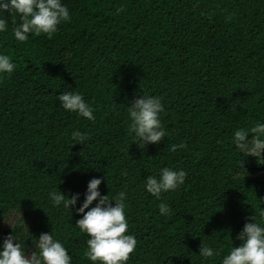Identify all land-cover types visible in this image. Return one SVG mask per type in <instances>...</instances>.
<instances>
[{
    "label": "trees",
    "instance_id": "obj_1",
    "mask_svg": "<svg viewBox=\"0 0 264 264\" xmlns=\"http://www.w3.org/2000/svg\"><path fill=\"white\" fill-rule=\"evenodd\" d=\"M63 3L71 20L51 36L18 42L11 23L0 33V53L16 65L0 75V224L10 209L20 212L32 235L22 242L28 254L51 231L72 264H91L75 207L99 177L101 195L127 193L137 239L127 264H204L201 243L222 255L238 246L243 225L264 208L261 155L243 156L231 141L236 128L264 122V0ZM64 91L80 92L95 119L65 111L57 98ZM145 93L162 97L168 135L143 146L132 142L127 106ZM76 129L87 134L82 144H72ZM181 142L184 149L170 151ZM161 167L187 175L157 199L143 181ZM56 187L79 193L70 210L53 208ZM11 231L0 225V241Z\"/></svg>",
    "mask_w": 264,
    "mask_h": 264
},
{
    "label": "clouds",
    "instance_id": "obj_2",
    "mask_svg": "<svg viewBox=\"0 0 264 264\" xmlns=\"http://www.w3.org/2000/svg\"><path fill=\"white\" fill-rule=\"evenodd\" d=\"M70 20V10L63 0H0V33L7 32L11 23L12 35L18 42L27 41L29 34L51 36L59 30L60 25ZM15 67L7 54L0 53V75H11ZM57 98L65 111L88 120L95 119L91 105L80 92L64 91ZM164 107L162 97L147 93L138 95L127 106L132 142L143 146L157 144L168 135L161 120ZM71 138L72 144H82L87 140V134L76 129L71 132ZM231 141L243 156L259 158L264 151V122L257 121L249 127L236 128ZM185 147L183 142L172 144L170 151ZM186 175L183 169L177 171L161 167L155 174L145 177L143 188L159 199L162 193L178 190ZM101 182L99 177L87 182L84 199L79 207H75V212L82 215L75 221L74 227L87 236L84 256L91 264H127L137 246V239L130 233L125 215L127 193L121 190L112 196L101 195ZM48 196L53 208L70 210V205H76L79 193L67 197L56 187L49 191ZM93 201L95 204L90 207ZM12 211L9 210L10 213ZM158 212L162 216L169 215V205L161 201ZM7 224L12 231L0 241V264H72L69 250L51 231L35 237V250L28 254L22 242L25 243V236L32 235L24 225L21 213L18 220ZM236 239L240 241L239 245L231 246L223 255L219 248L201 243L199 256L204 264L214 257H221L219 264H264V208H261L258 219L252 216L251 222L243 225Z\"/></svg>",
    "mask_w": 264,
    "mask_h": 264
},
{
    "label": "rangeland",
    "instance_id": "obj_3",
    "mask_svg": "<svg viewBox=\"0 0 264 264\" xmlns=\"http://www.w3.org/2000/svg\"><path fill=\"white\" fill-rule=\"evenodd\" d=\"M261 163L262 167H260V175L264 177V151L261 152ZM19 219V214L16 212H11L9 213L2 221H1V227L4 229L10 228L7 223H10L12 221L18 220Z\"/></svg>",
    "mask_w": 264,
    "mask_h": 264
}]
</instances>
